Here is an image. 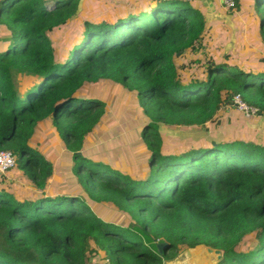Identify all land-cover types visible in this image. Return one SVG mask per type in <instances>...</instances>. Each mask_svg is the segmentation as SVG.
<instances>
[{
    "label": "trees",
    "instance_id": "16d2710c",
    "mask_svg": "<svg viewBox=\"0 0 264 264\" xmlns=\"http://www.w3.org/2000/svg\"><path fill=\"white\" fill-rule=\"evenodd\" d=\"M92 2L0 0V151L17 157L16 167L0 174V264H163L200 245L221 251L216 264H264V146L234 138L164 153L160 132V124L219 125L227 104L237 111L230 107L237 95L264 116V64L241 69L229 54L201 64L196 56L229 32L209 25L195 1L149 0L113 20L92 17ZM242 9L264 41V0H241L232 12ZM77 20L81 34L61 56L54 36ZM192 64L198 69L188 73ZM101 80L135 92L149 118L141 130L145 177L82 154L105 104L81 92ZM48 122L72 154L88 198L110 203L131 222L107 221L89 199L59 191L54 164L30 145ZM247 237L254 245L244 250ZM160 243L168 244L163 255Z\"/></svg>",
    "mask_w": 264,
    "mask_h": 264
},
{
    "label": "rangeland",
    "instance_id": "374dc122",
    "mask_svg": "<svg viewBox=\"0 0 264 264\" xmlns=\"http://www.w3.org/2000/svg\"><path fill=\"white\" fill-rule=\"evenodd\" d=\"M88 1H93L92 4H94V6H92L90 10L92 12L91 16L94 18H114L117 12L124 9H120L121 5H127L125 3H120L119 0H111L110 5L106 0ZM50 6H54V4H51ZM96 7H98V11ZM101 7L102 9H100ZM127 7L129 6H125V8ZM94 9L95 11H93ZM89 16L86 17L88 18ZM209 19L210 21L214 20L211 16ZM82 25L83 23L77 20L69 27L57 31L54 40L58 45V51H61V56H63V53L70 48L71 40L81 34L80 31L82 30ZM223 29L224 26L219 27L221 32ZM241 29L248 36L247 42L240 40L235 43L232 33L228 36L225 42L209 46L207 52L204 54L200 53L196 58H199L202 64L210 55L222 58L226 54H229L231 57V65H236L241 69L247 70L251 67L256 70L262 69V64H264V60H262L264 58V41L259 37L258 28L256 27V30L253 28L254 31H252V27L251 30H249L248 26L243 24V28ZM1 33L3 34V32H0V34ZM250 33H252V35H250ZM64 37H66L67 40H70L64 43L61 41ZM231 37L232 39H230ZM207 43H210L209 38L207 39ZM192 65L190 72L187 70L188 73H195L197 71V66L199 65ZM34 80L35 79L24 81L22 87L25 89L29 84V86H31V83H34ZM81 93L84 96H93L95 99H98L105 104V116L90 135L87 142L89 145L85 149L87 152L82 154H85L87 157L91 156L99 162L103 160L105 161L104 163L117 169L120 168L122 172L133 178H136L135 175L138 173H142L143 177L147 176L149 154H147L148 152H143V150L146 149L148 151V149L142 141L141 130L143 126L148 124L149 118L140 108L137 94L135 92H130L119 84L106 80H101L97 83H87ZM230 107L233 109L235 108L232 101L230 102ZM220 112L218 113V118H226L222 112V115H220ZM236 112H238V110ZM231 121L233 122L229 125H213L208 123L205 125L206 129H174L164 127L160 124V132L166 137L163 151L164 153L183 152L210 141L219 142L225 134L228 136L234 135L235 132H232V129L239 130L243 123V120L240 122L237 120ZM45 126L46 127L43 126V128L41 126L36 128L37 132L32 138L33 140L30 142V145L38 148L40 152L46 156V159L52 162L54 166L57 165L56 173L61 178V183H59V181L58 183L69 188L68 190L64 189V191L74 192L76 195L89 199L82 185L78 183V176L72 171V166H74L73 159L71 167L69 166L67 158L70 153L65 151L63 144L58 140V129L52 127L50 122ZM70 157L72 158V154ZM61 188L63 189V187ZM62 189H59V191L62 192ZM89 201L93 209L105 220L115 223H122L125 221L131 222L129 215L119 211L110 203L96 204L90 199ZM89 201L87 200L88 203ZM252 240H254L253 237H247L244 239L242 244L244 250H248L251 248L250 246L254 245V241ZM185 249L186 248H182V251ZM203 252L205 254L198 258V260L201 259V264H214V262L216 264L217 255L209 257L204 250ZM87 264L100 263L94 261L87 262Z\"/></svg>",
    "mask_w": 264,
    "mask_h": 264
},
{
    "label": "crops",
    "instance_id": "0c3cea01",
    "mask_svg": "<svg viewBox=\"0 0 264 264\" xmlns=\"http://www.w3.org/2000/svg\"><path fill=\"white\" fill-rule=\"evenodd\" d=\"M106 1L110 5L111 0H106ZM119 1H120V3H125L129 6V7L125 8V6H127V5H121L120 9L124 8L123 10L130 11L132 9L136 10L140 5L146 6V4H148L149 0L148 1L147 0H119ZM194 1H195V4L199 5L201 10L205 14L206 20H207L209 25H215V26H221V27L224 26V29L222 30L221 34H223V33L227 34L229 32V35H230L233 33L232 35L234 36L235 43H237L240 40L247 42L248 36L246 33L243 32V30L241 28H243V24H244V25H247L249 30H250V24L252 22V20H251L252 14L251 13L248 14L245 9L237 10L235 12H232V10L229 11L221 5V2L219 0H211V1L194 0ZM242 1L244 2V5L247 3V0H242ZM100 9H102V7ZM117 15H118V12H117L116 16ZM116 16L114 18H110V19L104 18V19L105 20H113L116 18ZM210 16L213 17L214 20L210 21V19H209ZM221 24H223V25H221ZM0 32H3V31L0 30ZM4 34H5V32H3V34L2 33L0 34V42H1L0 48H1V46H4V42H3V40L5 38ZM250 35H252V34L250 33ZM230 39H232V37ZM221 112L226 116V118L220 117L219 125L220 124L229 125L231 122H233L231 120H237L239 122L241 120H243V123H242L241 128L239 130L232 129V132L233 131L235 132L234 135L228 136L227 134H225L223 136V138L220 139L219 142H228V141H232V139L236 138L238 140L249 141V142H253L257 145L264 146V116H257V117L255 116L254 118L246 119L242 114H240V112H236V110H232L231 108H229L228 104H227V107H225L223 110H221ZM221 112H220V115H222ZM227 128H228V126H227ZM88 145L89 144L87 143L85 149L87 148ZM145 150H143V152H148L147 150L146 151ZM86 152L87 151L84 150L83 153H86ZM70 156H71V154H69V157L67 158V160L69 162V166L71 167L72 158ZM89 158L95 160L91 156H89ZM148 158H149V156H148ZM55 168L57 169V165L55 166ZM118 169H120V168H118ZM136 173H138V172H136ZM60 180H61V178H59L57 180V184H56L57 187L59 189H62L61 187H63V189H62L63 192H64V189L68 190L69 188H67L66 186H64L62 184L61 185L59 184V183H61ZM58 181H59V183H58ZM49 184L50 185L52 184V180L49 181ZM204 254L205 253L202 251L199 255H196L195 260H196L197 264H201L202 261H201V259L198 260V258L203 256ZM206 254L209 255V257L213 256L211 254H208L207 252H206ZM94 261H98L100 264H108L107 261H101L99 259H95ZM216 261H218V259ZM214 264H215V262H214Z\"/></svg>",
    "mask_w": 264,
    "mask_h": 264
},
{
    "label": "built area",
    "instance_id": "2783aa9c",
    "mask_svg": "<svg viewBox=\"0 0 264 264\" xmlns=\"http://www.w3.org/2000/svg\"><path fill=\"white\" fill-rule=\"evenodd\" d=\"M160 1H183V2H193L194 0H160ZM211 1V0H207ZM221 5L231 11L233 10L237 3L241 0H219ZM232 104L234 107L241 113L244 114L246 118H252L257 116L258 109L247 105L242 98L237 95L232 99ZM17 157L9 151H0V174L4 175L8 173L10 170L16 167Z\"/></svg>",
    "mask_w": 264,
    "mask_h": 264
},
{
    "label": "water",
    "instance_id": "95a60500",
    "mask_svg": "<svg viewBox=\"0 0 264 264\" xmlns=\"http://www.w3.org/2000/svg\"><path fill=\"white\" fill-rule=\"evenodd\" d=\"M168 248L167 243H160L157 245L158 253L163 255ZM206 251L208 254L217 255L218 261L221 260V251L214 250L212 248L206 247L204 245L197 246L195 248H186L180 254H178L174 259L164 260L163 264H197L195 256L199 255L202 251Z\"/></svg>",
    "mask_w": 264,
    "mask_h": 264
}]
</instances>
